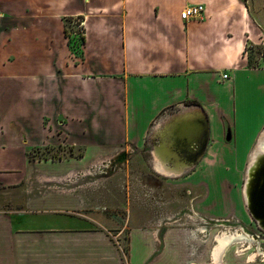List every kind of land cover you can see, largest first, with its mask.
Segmentation results:
<instances>
[{"label": "crops", "instance_id": "1", "mask_svg": "<svg viewBox=\"0 0 264 264\" xmlns=\"http://www.w3.org/2000/svg\"><path fill=\"white\" fill-rule=\"evenodd\" d=\"M195 5L204 7L202 18L185 22L182 11ZM262 6L264 0H0V189L28 184L35 174L59 177L61 186L70 173L129 155L153 177L202 193L199 209L220 215L213 195L222 192V175H232L226 163L238 169L264 132V68L247 59L249 48L264 44ZM76 18L85 36L80 56L66 35ZM36 149L62 152L32 160ZM157 163L169 173H159ZM63 188L49 194L58 203L42 198L0 215V264H208L188 229L74 214L84 200ZM41 210L80 219L25 228L15 216ZM217 239L211 264H257L264 256L252 245L215 257Z\"/></svg>", "mask_w": 264, "mask_h": 264}, {"label": "rangeland", "instance_id": "2", "mask_svg": "<svg viewBox=\"0 0 264 264\" xmlns=\"http://www.w3.org/2000/svg\"><path fill=\"white\" fill-rule=\"evenodd\" d=\"M260 10H264V7L262 6ZM78 22L79 25H77ZM80 22L79 18L68 21L66 28L71 40V49L79 56L83 46L84 29ZM247 59L249 67L264 68V44L258 48H249ZM258 142L259 140L254 147L255 150L261 141ZM60 152L62 151L36 149L29 152V158L32 160L58 158ZM66 154L78 155L81 152L68 149ZM250 164V157L245 163H240L238 169L234 168L231 163H226V170L227 172L233 171L232 175L231 172L228 175H222V192L215 191L213 195L218 207L217 213L220 215H213L199 209L204 198L202 193L197 191L188 193V189L182 186L181 182L153 177L149 168H145L144 163L136 161L129 155L121 157L114 165L108 166L106 162H99L98 168L92 171L88 166L83 169L82 174L80 172L70 173L66 178V183L62 182L63 186L59 184V177L47 176L44 179L35 174L28 184L0 189V215L23 212L28 202L39 201L42 198L53 197L50 201L58 203V198L54 197L57 196L55 193L54 196L49 195L52 190L58 192L59 187L73 189L79 192L86 205L82 211H74V214L99 216L100 219H110L121 225L130 223L131 227L157 219L168 223V226L163 225L164 229L167 227L188 229L195 235L196 248L198 249L201 245V250H205L208 255L207 263L211 264L210 251L214 245L213 240L222 232L239 233L240 237L249 236L253 239L251 243L236 241L237 245H234L232 253L235 250L246 249L244 246L251 248V245H253L252 251H257L258 248L264 251V229L250 213L244 192L247 181L246 171ZM73 195L76 196L74 193ZM228 207L231 209L225 211ZM224 211L225 213H222ZM40 212L15 216L23 218L21 226L25 228L48 226L51 221L56 223L72 218L80 219L77 215L62 216L44 210ZM124 248L127 249V243ZM238 259L245 264V259ZM263 260L264 256L261 254L257 264H263Z\"/></svg>", "mask_w": 264, "mask_h": 264}, {"label": "bare ground", "instance_id": "3", "mask_svg": "<svg viewBox=\"0 0 264 264\" xmlns=\"http://www.w3.org/2000/svg\"><path fill=\"white\" fill-rule=\"evenodd\" d=\"M183 116V115H182ZM191 117V116H190ZM179 118V117H178ZM184 118V117H183ZM182 118V119H183ZM186 118V117H185ZM188 118V117H187ZM189 119V118H188ZM176 120V119H175ZM174 121V120H173ZM173 125V124H172ZM184 125V124H183ZM182 129V128H181ZM184 129V128H183ZM179 132V131H178ZM178 138V137H177ZM261 141V142H260ZM259 146L258 148L255 150L252 155H250L251 158V164L248 168V171H246V184L244 187V192H245V196H246V204L248 206L249 209V205H250V200H249V195H250V188L254 179V175L256 170L259 168V166L262 164L263 160H264V132L262 133V135L260 136L259 139ZM258 142V143H259ZM196 148V147H195ZM190 149V148H189ZM194 149V148H193ZM185 153V152H184ZM252 156V157H251ZM179 161V160H178ZM162 162V161H160ZM166 162V161H165ZM175 162V161H174ZM169 163V162H168ZM176 163V162H175ZM156 164V163H155ZM156 169L159 173H164V174H168L169 170L167 169L166 163H157ZM182 168V167H181ZM186 168V167H184ZM175 169V168H173ZM183 169V168H182ZM178 170V169H176ZM172 172H176V171H172ZM181 172V171H179ZM177 173V172H176ZM172 174V173H171ZM179 175V174H178ZM246 188V189H245ZM205 233V232H203ZM239 234V233H238ZM237 233H233V234H229L227 232H222L221 235V240L217 239L216 245H215V249H214V255L215 257L219 256V253H222V255L226 252H228L230 249H232L234 247V245L236 244V241H240L241 242V238ZM242 236V235H241ZM244 237V236H243ZM218 238V237H217ZM244 240V239H243ZM246 241V240H245ZM250 241V240H249ZM255 242V241H254ZM251 243V242H250ZM253 244V243H252ZM237 245V244H236ZM214 246V245H213ZM252 246V245H251ZM247 249V248H246ZM251 249V248H250ZM244 250H239L238 252H242L243 253ZM249 251V250H248ZM251 251V250H250ZM241 253V254H242ZM250 253V252H249ZM261 254V253H260ZM259 254V255H260ZM264 254V252H263ZM246 255V254H245ZM213 256V255H212ZM258 259V258H257Z\"/></svg>", "mask_w": 264, "mask_h": 264}, {"label": "water", "instance_id": "4", "mask_svg": "<svg viewBox=\"0 0 264 264\" xmlns=\"http://www.w3.org/2000/svg\"><path fill=\"white\" fill-rule=\"evenodd\" d=\"M249 211L253 218L264 229V160L256 170L254 179L250 188Z\"/></svg>", "mask_w": 264, "mask_h": 264}, {"label": "built area", "instance_id": "5", "mask_svg": "<svg viewBox=\"0 0 264 264\" xmlns=\"http://www.w3.org/2000/svg\"><path fill=\"white\" fill-rule=\"evenodd\" d=\"M205 9L202 5L189 6L185 8L181 13V18L185 22L199 20L202 18ZM228 75H224V79H227Z\"/></svg>", "mask_w": 264, "mask_h": 264}, {"label": "trees", "instance_id": "6", "mask_svg": "<svg viewBox=\"0 0 264 264\" xmlns=\"http://www.w3.org/2000/svg\"><path fill=\"white\" fill-rule=\"evenodd\" d=\"M80 20H81V22H80V24H83V19L82 18H79ZM77 25H79V22H78V24ZM84 28V27H83ZM66 35H67V37H68V34H67V29H66ZM68 39H69V42H70V47H71V40H70V38L68 37ZM85 42V36H84V29H83V43Z\"/></svg>", "mask_w": 264, "mask_h": 264}]
</instances>
